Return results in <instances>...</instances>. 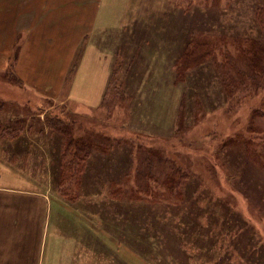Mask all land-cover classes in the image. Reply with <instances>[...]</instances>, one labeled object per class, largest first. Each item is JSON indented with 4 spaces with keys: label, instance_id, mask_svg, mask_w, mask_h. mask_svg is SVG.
<instances>
[{
    "label": "rangeland",
    "instance_id": "374dc122",
    "mask_svg": "<svg viewBox=\"0 0 264 264\" xmlns=\"http://www.w3.org/2000/svg\"><path fill=\"white\" fill-rule=\"evenodd\" d=\"M14 1L18 0H0V4L3 2L4 4L5 2L11 3L5 15L0 17V32L11 35L19 28L23 31L31 30L33 32L37 18L32 16L33 21L25 25L22 24V19L30 17V14L37 8L36 0H25L20 5H12ZM118 1L120 3L121 0ZM190 1L128 0L126 7L122 10H125L124 19L118 28L103 29L97 32L93 30V25L91 34L84 37L79 34L81 29L78 28L77 40L79 38L82 40L72 57L68 80L72 79L75 69L81 71V73L91 74L89 78H93L94 75H98V77L103 75L101 93L104 94L110 76L118 71L117 82L119 84L121 80H124L125 90L133 91L138 87L137 99L134 96L133 103L131 95H128L118 107L115 106V109L110 112L101 106V101L99 106L76 105L70 103L68 99L64 101L44 99L32 101L29 91L40 93L48 90L41 84L24 85V83L17 80L14 73L15 63L19 58L20 51H22L20 44H22L25 37L21 33L20 39H14L15 42L13 47L10 48L12 51L9 54V70L7 72H4L5 70L0 71V125L10 127L14 122L23 119L25 121V131L12 143L19 140V143H28L27 141L31 140L33 144L30 147L31 153L28 160H26V165H22V155L20 153L16 157V163L12 165L9 162V157L0 152V173L4 170L2 176L9 175L6 171V168H8L14 177L24 180V183L29 186L28 190L39 191L48 176H44L43 172L32 171L33 164H37L34 160L39 161V158L45 157L47 163H49L53 158V153L44 146L45 144L39 138L35 128L38 126L48 130L46 129L47 119L53 116L60 117L63 120H66V117L79 120L88 126L96 125L112 141L114 139L118 141L130 139L135 131L146 137L145 140L152 144L149 145L144 141L143 145L145 147L152 148L154 151L155 148H159L161 151L166 152V157L173 156L172 158L177 163L187 159L192 161L194 176L204 178L203 186L198 189L202 194L203 201L193 207L194 211L201 210V213L198 212L197 215V218H200L198 221L211 226L223 225V230L227 232V235H239L236 232L244 233V228L242 230L235 225L233 221L235 212L232 211L233 209L240 213L247 222L246 227L249 235H254L250 243L254 244L261 253H264V250L261 251L264 248V210L259 212L253 205L245 202L241 195L230 193V187H228L229 181L236 180L238 173L243 174V172L238 170L237 173L223 165V167L219 166L221 173L214 178L206 168L209 167L207 165L208 161L215 158L217 145L219 146L223 141L229 139L236 143L246 138H254L255 143L247 148L248 153L246 152L240 157L244 158L243 162L248 165V174L264 177V143L258 142L254 132V130L264 129V105H261L264 90L254 96H249L247 93H236L233 99L226 100L215 72V62L219 63L221 58L219 53L212 52L211 58L201 60L202 64L193 62L195 55L192 56L194 59L185 58L187 48L184 49L183 40L185 34H188L185 26L188 18H184L183 9ZM226 1L229 3V0L217 1L218 5H221L218 6L220 11H217L219 24H214L212 29H215L217 34L224 37H221L219 43L221 45H217L215 49L216 52L219 51L218 49H227L230 54L233 53L234 56L243 61L237 45L233 43L230 37L239 34L241 36L240 40L245 42L247 38H260L263 34H260L252 23H249L251 13L243 6L242 2L234 1V3L224 6L223 4ZM194 3L197 9L203 10L205 8L203 4L208 2L202 0L199 4L198 0H194ZM113 6L110 5V8ZM72 8H75V5H72ZM117 8L120 12L121 4ZM192 10H194L193 7L190 11ZM195 13H189V19H193ZM86 18L92 19L90 15H87ZM116 22L113 21L112 25L117 26ZM85 25L84 33L87 34L91 31L90 21H85ZM189 28H191V23ZM195 29L197 28H194V31ZM204 38L212 41L218 40V37L215 36ZM9 41L10 38L7 39V42ZM6 47L7 45L3 43L2 50L0 49V67L3 65L1 60L4 59L5 55L2 53L6 52ZM34 48L42 50L39 49L40 47L34 46ZM42 48L44 47L42 46ZM87 48L93 52L88 51L85 55ZM44 49L47 51H42L43 59L41 58L40 62L43 63L45 59L50 58L54 64L55 72L58 73L63 64V57L58 48L54 45ZM24 50L38 63L41 55H36L37 51L31 54L30 47ZM204 51L206 50L203 48L198 49V53ZM193 53H195L194 50ZM196 57H198V54ZM180 64H184L185 67H179ZM177 69L182 70L183 73L175 80ZM193 83H195L194 86H190ZM99 86V81L92 84V87L96 89ZM82 88L85 90L84 85H82ZM50 89L57 90L56 87ZM193 91L200 94L201 98L196 103L197 113L194 114L193 112V117H188L190 111H193L191 106L194 101L190 98L186 99L185 101L189 103V106L184 107V110L188 112V114L185 113V117L188 118L181 126L184 132H180V126L175 121V115L180 109L181 96ZM30 100L31 102H29ZM138 101L141 105L137 107V104H134ZM46 138L50 140L49 137ZM55 140L53 139L50 142H55ZM38 141L40 145L36 146ZM257 143L261 144V147ZM35 147H39V150ZM10 148L14 149L12 146ZM252 151L255 153L252 154ZM226 159L227 163L238 160L235 156ZM220 162L223 161L220 160ZM223 170L227 173L223 174ZM120 173H122V170ZM51 174L55 176V170ZM157 183L156 188L162 190L155 191V193L163 194V200L156 203L155 207L143 202H118L113 198L115 197L114 194L107 196L104 189L100 193V199L92 198L100 203L98 207L92 205L89 198H85L82 204L89 205V208H85L86 212L76 209H73L72 212L74 221L79 222L78 225L69 220L70 211L66 213L58 209L56 205H50V221L52 223L49 225V232L67 237V239L62 238L65 252L61 264H151L138 257L135 246L125 243L128 239L126 234L128 229H124L122 226L114 227L119 221L118 217L121 216L109 207L117 208L115 202L121 204L123 208L128 206L131 208L143 207L146 210L158 209L160 211L179 210L183 207L184 211L188 207L189 204L174 205L170 203L172 198H166L165 193L167 191L159 187L161 181L159 180ZM130 189V192L137 195L133 185H130ZM235 200V209L232 207V209L227 210V207H224L228 201L233 202ZM221 203H224V205ZM88 215L93 218H89ZM194 219V214L188 216V220ZM192 223L195 224V221H192ZM201 228V225L194 227L190 230L189 236L181 242L190 239L192 236L194 239L192 241L193 248H196V241H198L196 239L202 234ZM90 230L91 235L89 234ZM75 235L78 236V239ZM218 235L221 239L224 238L221 233H218ZM204 236L206 238L204 237L203 240L206 243L214 240L209 232L204 233ZM240 236L243 237L242 234ZM258 249L256 255L264 263V257L260 255ZM192 253L193 251H190V254ZM165 256H169L168 252H165L159 260H154L152 257L153 261L151 262L153 264H169L171 260ZM214 257L215 255L211 257L210 262Z\"/></svg>",
    "mask_w": 264,
    "mask_h": 264
},
{
    "label": "trees",
    "instance_id": "16d2710c",
    "mask_svg": "<svg viewBox=\"0 0 264 264\" xmlns=\"http://www.w3.org/2000/svg\"><path fill=\"white\" fill-rule=\"evenodd\" d=\"M217 1L207 0L208 3L203 4L205 8L199 10L195 7L194 0H191L183 9L184 18H188L187 25H185L188 34H185L183 40L184 49L187 48V51H184L185 58H195L193 62L202 64L201 60L211 58L212 52L219 53L221 58L219 63L215 62V72L224 91L223 96L225 99H233L236 93H247L249 96L257 95L264 90V0H229V3L226 1L223 4L226 6L232 2L234 3V1L242 2L243 6L251 13L249 23H252L254 28H257L260 34H263L260 38H247L245 42L240 40L241 36L239 34L230 37L233 43L237 45L243 61L234 56L233 53L230 54L227 49H218L219 51L216 52L215 47L221 45L219 44L221 37H224L217 34L215 29H212L214 24H219L217 11H220L218 6L221 5H218ZM198 2L201 4L202 0H198ZM12 3V5L22 4L21 0ZM10 4L8 2L0 4V17L5 15ZM192 7L194 10L190 11ZM192 12L196 13L193 19H189V13ZM190 23L191 28H189ZM194 28L197 29L194 31ZM13 36V33L11 35L0 33V43L7 44V39ZM207 36L218 37V40L205 39L204 37ZM16 38L14 37V39ZM199 48L206 51L198 53ZM193 50L195 53H193ZM197 54L198 57H196ZM193 55H195L194 58H192ZM179 67L185 66L180 64ZM8 70L9 67L5 72ZM182 73V70L177 69L175 80ZM117 74L118 71H115L110 76L101 100V106L108 112L114 110L115 106L118 107L128 95H131L132 103L134 96L137 99L138 87L133 91L125 90L124 80H121L118 84ZM194 84L190 86H194ZM199 95L196 91H193L181 96L180 109L175 115V121L180 126V132H184L181 126L187 118L193 117V112L194 114L197 113L196 103L198 99L201 100ZM188 98L194 101L191 106L193 111H190V116L185 117V113L188 114V112L184 110V107L189 106V103L185 100ZM136 104L137 107L141 105L139 101L135 102L134 105ZM261 105H264V98ZM46 129L48 130L38 126L35 128L39 138L45 144L44 146L52 151L53 158L49 163H47L45 157L39 158V161L35 159L34 162L36 161L37 164H33L32 171L43 172L44 176H48L47 183L44 182L39 191H48L52 198L60 200L63 205L86 212L89 205H83L82 201L89 198L92 205L98 207L100 203L92 198L100 199V193L104 189L107 196L114 194L115 197L113 198L118 202H143L155 207L156 203L163 200V194L155 193V191L162 190L156 188L159 180L161 181L159 187L167 191L165 193L166 198H172L170 203L174 205L189 204L184 211V207L171 211L146 210L143 207L131 208L130 206L123 208L117 202H115L117 208L109 207L121 216L118 217L119 221L114 227L122 226L124 229H128L126 230L128 239L125 243L135 246L138 257L142 260L153 264L151 262L153 261L152 257L154 260H159L165 252H168L169 256L165 257H169L168 259L171 260L169 264H264L256 255L258 248L250 243L254 235H249L246 227L247 222L240 213L232 209V207L235 209L236 200L233 202L228 201L224 207H227V210L231 208L236 213H234L233 221L242 230L244 228V233L238 231L236 233L239 235H227V232L223 230V225L211 226L198 221L200 218H197V215L198 212L201 213V210L195 209L196 211H194L193 207L203 201L202 194L198 189L203 186L204 178L194 176L192 161L187 159L177 163L172 158L173 156L166 157V152L161 151L159 148H155L154 151L152 148L145 147L143 143L146 141V137L135 131L130 139L123 141L114 139L112 141L96 125L88 126L79 120H72L67 117L66 120H63L57 116L47 119ZM24 131L25 121L23 119L14 122L10 127L0 125V152L9 157V162L12 165L16 163V157L19 153L22 155V165H26V160L30 156V147L33 144L31 140H26L30 144L26 142L19 143L20 140L12 143ZM254 132L258 142L264 143V129L254 130ZM46 137H49L50 140ZM53 139H56L55 142H50ZM253 143H255L254 138H246L236 143L229 139L223 141L219 146L217 145L215 158L208 161L207 165L209 167L206 168L214 178L221 173L219 166L223 167L224 165L236 172L241 170L243 174L237 172L236 180L229 181L230 193L241 195L245 202L250 203L259 212H262L264 210V177L248 174V165H245L244 158L240 157V155L248 153L247 148L251 147ZM38 145H40L39 141L36 143V146ZM257 145L261 147V144L257 143ZM11 146L14 149H11ZM35 148L39 150V147ZM254 153L252 151V154ZM231 156H235L238 160L227 163L226 158ZM220 160L223 162H220ZM54 170L55 176L51 174ZM121 170L122 173H120ZM222 173L227 172L223 170ZM130 185H133L137 195L130 192ZM165 190L163 191L165 192ZM221 204L224 205V203ZM193 214L195 219L188 220V216L190 217ZM88 216L91 219L93 218L90 215ZM192 221H195V224ZM198 225L202 226V234L196 239L198 240L196 241V248H193L192 241L194 239L192 236L190 239L181 242L189 236L190 230ZM206 232L213 236L214 240L212 242L208 241L206 243L203 240ZM218 233H221L224 238L221 239ZM225 243L226 245H224ZM263 250L264 248L261 249V251ZM190 251H193V253L190 254ZM258 251L264 257V253H261L259 249ZM213 255L215 257L210 262Z\"/></svg>",
    "mask_w": 264,
    "mask_h": 264
},
{
    "label": "crops",
    "instance_id": "0c3cea01",
    "mask_svg": "<svg viewBox=\"0 0 264 264\" xmlns=\"http://www.w3.org/2000/svg\"><path fill=\"white\" fill-rule=\"evenodd\" d=\"M24 2L25 0H21V3ZM36 3L38 6L30 17L22 19V24L25 25L33 21L32 16L37 18L33 32L23 31L21 28L15 31L14 36L6 44V52L2 53L5 56L1 60L3 65L0 71L7 69L14 37L20 39L22 33L25 38L20 44L22 51L14 69L17 80L24 85L41 84L48 90L40 93L29 91L32 101L68 99L70 103L76 105L99 106L103 95L101 93L103 75L100 77L94 75L93 78H89L91 74L81 73L75 69L72 79L68 80L72 57L82 40L81 38L77 40V30L81 29L79 34L84 37L90 35L93 30L99 32L98 30L118 28L124 19L125 10H122L126 7L128 0H121L120 3L118 0H36ZM119 4H121L120 12L117 10ZM72 5H75V8H72ZM110 5L114 6L110 8ZM87 15H90L92 19L86 18ZM85 21H90L91 25V31L87 34L84 33ZM113 21H117V26L112 25ZM54 45L63 57V64L58 73L55 72L50 58L45 59L43 63L40 62L42 51H47L44 48ZM34 46L42 50H36ZM2 47L3 43H0L1 50ZM28 47L31 48V54L37 51L36 55H41L38 63L26 54L24 49ZM88 51L92 50L87 48L85 55ZM98 81L100 82L98 89L92 87V84ZM48 86L56 87L57 90L50 89ZM6 171L9 173L8 177L2 176L4 170L0 173V264H61L65 252L62 238L67 239V237L49 232L48 228L52 223L50 205H56L58 209L66 213L70 211L69 220L78 225L79 222L74 221L72 215L73 209L63 205L60 200L52 198L48 191L28 190L29 186L23 179L14 177L8 168ZM90 232L91 230L89 234ZM76 238L78 239V236Z\"/></svg>",
    "mask_w": 264,
    "mask_h": 264
}]
</instances>
